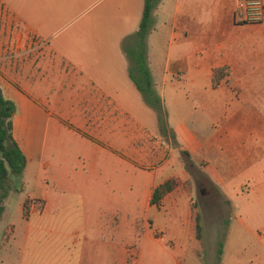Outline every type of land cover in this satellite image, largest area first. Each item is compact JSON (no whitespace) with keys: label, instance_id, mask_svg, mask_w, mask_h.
<instances>
[{"label":"rangeland","instance_id":"374dc122","mask_svg":"<svg viewBox=\"0 0 264 264\" xmlns=\"http://www.w3.org/2000/svg\"><path fill=\"white\" fill-rule=\"evenodd\" d=\"M16 32L12 33L15 41L9 50L5 52L0 47V71L4 68L3 62L17 67L26 58L31 66L37 64V59L31 60L36 53H21L28 45L37 48L43 40L40 39V44H32L26 36L34 35L26 34L21 40L16 38ZM167 34L165 28L164 37L160 35L154 40L158 46L156 62L159 65L165 56ZM4 36L0 29V39ZM248 38V64L232 72L230 86L226 84L219 91L213 90L209 87L211 81L201 76V72L198 78L202 81L194 87L175 76L170 77L178 95L173 98L178 105L177 113L169 100L163 101L158 86L152 87L156 96L147 93L148 101L139 97L132 112L116 108L112 112L103 110V113L93 114L87 106L81 111L80 101L74 99L73 94L78 89L81 93L82 87L61 86L57 90L55 86L37 84L38 97L43 94L45 107L53 114L48 119L44 115L31 120L34 123L29 136L31 164L24 175L11 174L6 181L7 191L1 201L0 214V264H50L58 257L63 259L60 264H69L65 260L74 253L71 245L48 231L27 232L28 215L22 210V202L26 199V191L33 194L39 159L49 162L41 170L42 181L49 188L53 185L48 178L59 174L60 164L71 165L68 173L84 172L85 165L102 158L103 152L106 192L121 200L115 207L107 205L103 218L108 226L114 225L110 234L114 233L120 241L122 264H161L158 258L144 256V251L154 247L160 251L162 244L171 246L175 232L170 225L166 232L161 231L154 221L165 223L170 216H182L187 198L183 197L179 206L168 207L163 216L143 204L152 170L157 167V161L148 156L147 149L161 152L165 160L172 157L171 167L159 172L156 182L172 174L191 176L189 187L202 223V238L197 242V249L204 264H264V248L257 238H264V28H250ZM5 42L10 46L8 40ZM134 46L127 50L128 56ZM67 66L69 71L74 70L72 64ZM157 96L160 98L157 104L148 103ZM183 112L179 118L178 114ZM46 121L50 123L48 127ZM56 123L70 127L74 133ZM85 123L90 128L85 127ZM53 124H56L55 129ZM191 129L197 137L188 135ZM92 145L98 147L97 153ZM107 146L109 149L104 148ZM181 147L187 149L190 164ZM203 176L210 177L212 185ZM198 179L199 186L195 187L193 180ZM80 210L81 207L75 208L73 217L76 220L72 221L81 219ZM156 233L160 235V246L153 241ZM108 247L106 245L104 250V260L105 264H112ZM29 256L35 262L23 263L22 259ZM185 264H200V260L191 253Z\"/></svg>","mask_w":264,"mask_h":264},{"label":"crops","instance_id":"0c3cea01","mask_svg":"<svg viewBox=\"0 0 264 264\" xmlns=\"http://www.w3.org/2000/svg\"><path fill=\"white\" fill-rule=\"evenodd\" d=\"M237 1L160 0L152 12L154 23L146 36V42L149 41L145 51L146 65L152 86L161 88L163 101L169 100L175 113L178 105L173 98L178 95L174 90L176 85L170 80L171 76L194 87L202 81L198 78L201 72V76L211 81L209 87L219 91L224 85L232 84V72L248 64V32L250 28H264V19L258 24L243 22L236 15ZM0 3L4 10L2 15L7 23V31L12 34L17 30V39L22 40L26 34H31L43 40L37 48L28 45L24 53H21H36L31 60L37 59V64L31 66L26 62V58L17 67L10 62H3L4 68L0 71V91L4 98L11 100L15 105L11 117V134L26 158L21 173L24 175L32 161L29 136L33 133L34 123L31 120L44 115L48 119L53 114L52 110L46 109L43 94L38 97L37 84L55 86L57 90H60L61 86L82 87L81 93H78L81 90L78 89L77 93L73 94L74 99L80 101V106L84 108L81 111L86 110L85 106L91 109L93 114L103 113V110L112 112L116 108H123L128 113L134 111L132 106L136 108L139 97L142 96L129 74L131 60L127 50L136 43L144 0H0ZM165 28L168 32L167 48L159 65L156 62L158 46L154 40L160 35L164 37ZM68 64H72L74 70L69 71ZM220 67H227L229 73L215 86L213 70ZM238 95L239 92L236 96ZM57 103L59 105L61 100L58 99ZM181 115H184V112L178 114V117ZM179 123L183 125L184 121ZM49 124V121H46L47 127ZM56 124L52 125L54 129ZM58 125L61 126V123ZM83 125L90 128L88 123ZM61 128L74 133L73 129L65 125ZM188 131L189 136L192 134L197 137L193 129ZM92 148L96 150L95 153L99 151L95 145H92ZM104 148L109 149L108 146ZM181 148L188 152L186 148ZM147 152L151 159L157 161V167L152 170L143 204L148 209L154 208L163 216L168 207L179 206L183 197H186L187 201L182 216H170L165 223L154 221L161 231L166 232L169 225L174 230L171 246L162 244L160 251L155 247L147 248L144 256L158 258L161 264H185L192 253L200 260V264H204L191 228L192 189H186L181 184L167 193L158 206L150 203L151 192L156 185L171 176L182 181L190 180V174L182 176L171 173L172 175L156 182V175L171 167L172 157L165 160L161 152L149 149ZM185 156L190 164L191 157ZM104 157L103 152L102 158L85 165L84 172L75 170L72 174L68 173L71 165L60 164L59 174L48 178L53 185L49 188L41 177L42 167L48 166L49 162L39 159L32 192L38 198L37 211L26 212L23 209L25 199L22 202V210L28 215L27 232L48 231L72 246L74 253L65 260L66 263L105 264L106 245H109L112 264H122L124 261L120 252V241L116 240L114 233L110 234L114 225L108 226L103 218L107 205L115 207L121 204L117 196L106 192ZM203 179L212 185L210 177L203 176ZM199 180H193L195 187L199 186ZM76 207H81V219L78 222L72 221L76 220L73 217ZM157 233L153 241L160 246V235ZM257 238L264 248V238ZM126 250L129 252V248ZM22 262L33 263L35 259L29 256L23 258ZM62 262L63 259L58 257L50 264Z\"/></svg>","mask_w":264,"mask_h":264},{"label":"trees","instance_id":"16d2710c","mask_svg":"<svg viewBox=\"0 0 264 264\" xmlns=\"http://www.w3.org/2000/svg\"><path fill=\"white\" fill-rule=\"evenodd\" d=\"M158 0H144V7L142 16L139 23L138 31L136 32V43L134 46V52L131 50V67H129V74L137 89L142 94V97L147 99V93L155 94L152 89V81L149 70L146 65V36L153 25L152 12L154 6ZM227 67H220L213 70V82L214 85H218L220 80L228 75ZM144 82V85L142 84ZM144 86L146 89L144 90ZM156 96V94H155ZM158 96L154 97L153 100H149V104H157L159 102ZM152 106L155 110L156 107ZM15 110L14 103L3 97L0 91V214L2 211L1 201L6 194V181L9 175H20L26 164V158L20 149L17 141L11 134L12 122L11 117ZM187 155V152H183ZM190 180L182 181L181 179L171 176L156 185L151 192L150 203L158 206L161 199L170 191L175 189L178 185L182 184L189 189ZM191 212V228L193 238L200 242L202 238V223L201 215L198 210V205L194 202L190 203ZM220 254V250H218Z\"/></svg>","mask_w":264,"mask_h":264},{"label":"built area","instance_id":"2783aa9c","mask_svg":"<svg viewBox=\"0 0 264 264\" xmlns=\"http://www.w3.org/2000/svg\"><path fill=\"white\" fill-rule=\"evenodd\" d=\"M236 15L243 21L246 23H260L263 19H264V0H238L237 4H236ZM3 11V7L0 6V29L2 31V35L4 34V39H0V47H3V51H7L9 50L12 45L14 44L13 40L14 38L12 37L11 34V38H9V34L10 32L7 31V23L5 22V18L2 15ZM16 29H19L18 27H16ZM21 32V31H20ZM18 32V33H20ZM2 38V37H1ZM26 38H28L32 43V44H40L41 40L40 38H36L35 36H26ZM34 38L35 41H32ZM7 39L8 42L10 43V46H7L5 40ZM12 41H9V40ZM181 78V77H179ZM37 203H38V199L36 196H34L33 194L27 192L26 193V199H25V203L23 205V209L26 212H36L37 211Z\"/></svg>","mask_w":264,"mask_h":264}]
</instances>
